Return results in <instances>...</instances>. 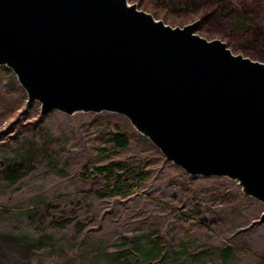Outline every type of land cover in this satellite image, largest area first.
<instances>
[{
    "label": "rangeland",
    "instance_id": "374dc122",
    "mask_svg": "<svg viewBox=\"0 0 264 264\" xmlns=\"http://www.w3.org/2000/svg\"><path fill=\"white\" fill-rule=\"evenodd\" d=\"M127 1L171 25L200 18ZM26 100L0 64V264H264V203L237 180L187 172L119 112H41L38 99ZM110 160L129 165L117 170L130 182L125 191L80 173Z\"/></svg>",
    "mask_w": 264,
    "mask_h": 264
},
{
    "label": "water",
    "instance_id": "95a60500",
    "mask_svg": "<svg viewBox=\"0 0 264 264\" xmlns=\"http://www.w3.org/2000/svg\"><path fill=\"white\" fill-rule=\"evenodd\" d=\"M199 20L171 25L127 0H0V64L41 112H119L187 172L264 203V61Z\"/></svg>",
    "mask_w": 264,
    "mask_h": 264
},
{
    "label": "trees",
    "instance_id": "16d2710c",
    "mask_svg": "<svg viewBox=\"0 0 264 264\" xmlns=\"http://www.w3.org/2000/svg\"><path fill=\"white\" fill-rule=\"evenodd\" d=\"M147 1L159 6L173 18H177L179 15L185 17L199 12V31L226 35L230 46L241 49L252 57L254 56L253 53H258L254 49L260 46L261 50L257 57L264 60V0H180L176 4L170 0ZM244 41H246V46L241 45V42L245 43ZM116 136L120 145L127 143L125 134L119 132ZM123 136L124 138H122ZM92 165L91 169L89 165L85 164L80 173L84 177H88L90 174L92 176L103 174L106 179L105 184L111 191L122 192L130 185V182L126 180L128 177H121V173L117 171L127 168L129 165L126 163H122L120 160H110L102 164ZM138 173L141 175V172H135V175L138 176ZM15 175L16 171L8 173L10 178ZM120 180L123 182H119ZM191 218L201 221L203 227L208 225L205 221L199 220L197 215L191 216Z\"/></svg>",
    "mask_w": 264,
    "mask_h": 264
}]
</instances>
